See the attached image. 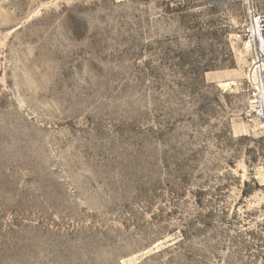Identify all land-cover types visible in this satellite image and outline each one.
Masks as SVG:
<instances>
[{
  "label": "rangeland",
  "instance_id": "1",
  "mask_svg": "<svg viewBox=\"0 0 264 264\" xmlns=\"http://www.w3.org/2000/svg\"><path fill=\"white\" fill-rule=\"evenodd\" d=\"M247 1L0 0V264H264Z\"/></svg>",
  "mask_w": 264,
  "mask_h": 264
},
{
  "label": "built area",
  "instance_id": "2",
  "mask_svg": "<svg viewBox=\"0 0 264 264\" xmlns=\"http://www.w3.org/2000/svg\"><path fill=\"white\" fill-rule=\"evenodd\" d=\"M246 5V19L236 39L251 53L246 86L252 114L264 132V13L259 11L254 0H248Z\"/></svg>",
  "mask_w": 264,
  "mask_h": 264
}]
</instances>
